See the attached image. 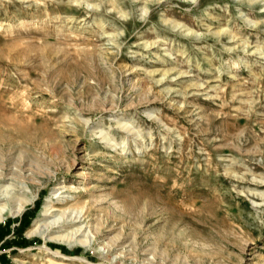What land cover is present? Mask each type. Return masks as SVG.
I'll list each match as a JSON object with an SVG mask.
<instances>
[{
	"label": "rangeland",
	"instance_id": "374dc122",
	"mask_svg": "<svg viewBox=\"0 0 264 264\" xmlns=\"http://www.w3.org/2000/svg\"><path fill=\"white\" fill-rule=\"evenodd\" d=\"M1 194L0 264H264V0H0Z\"/></svg>",
	"mask_w": 264,
	"mask_h": 264
},
{
	"label": "bare ground",
	"instance_id": "6f19581e",
	"mask_svg": "<svg viewBox=\"0 0 264 264\" xmlns=\"http://www.w3.org/2000/svg\"><path fill=\"white\" fill-rule=\"evenodd\" d=\"M2 196H4V194H1L0 195V200H2L1 199V197ZM11 198V197H10ZM11 199H13V198H11ZM16 200V199H15ZM14 201V200H13ZM18 206V208L16 209V207H15V210H11V209H8V206H7V204L6 205H0V224L1 223H3L5 220H6V217L8 216V215H11V216H13V217H18V216H20L22 213H23V211H24V205L23 204H19V205H17ZM51 208V207H50ZM49 207H47V210L45 211V215L43 216V218H45V219H41L40 221H38L37 223H36V225H37V227H35V229H33L31 232H30V236H33V235H37V234H41L42 232H46V231H48V230H50L49 229V227H57V225L59 226L58 228H60V227H64V226H67V225H71V223L72 224H75L76 222H75V218L74 219H71V220H66V216L64 217V215H60L58 218H54V220H53V222H49L48 221V215L50 214V213H53V212H55L56 210H52L51 211V209H50ZM71 216V215H70ZM72 217V216H71ZM64 218H65V220L66 221H64ZM51 219V218H50ZM73 222H75V223H73ZM77 224V223H76ZM60 225H62V226H60ZM62 230V229H61ZM77 230V229H76ZM75 230H73V232H74ZM78 234H79V232H81V229H78L77 231H76ZM75 232V233H76ZM84 233V232H83ZM74 234V233H73ZM72 233L71 234H67L66 233V235H64V234H62V235H57V237H53L52 239L53 240H56V241H58V242H63V241H66V240H70V239H73L75 236L73 235ZM79 235H81V234H79ZM78 235V236H79ZM83 235V234H82ZM77 238V237H76ZM88 240V239H87ZM67 241V242H68ZM89 241V240H88ZM69 242H71V241H69ZM82 243H84V245H88L86 242L87 241H81ZM81 243V244H82ZM90 244V243H89Z\"/></svg>",
	"mask_w": 264,
	"mask_h": 264
},
{
	"label": "trees",
	"instance_id": "16d2710c",
	"mask_svg": "<svg viewBox=\"0 0 264 264\" xmlns=\"http://www.w3.org/2000/svg\"><path fill=\"white\" fill-rule=\"evenodd\" d=\"M28 223H29V222H26V223H25V221L23 220V221L21 222V226H22V227H25Z\"/></svg>",
	"mask_w": 264,
	"mask_h": 264
}]
</instances>
